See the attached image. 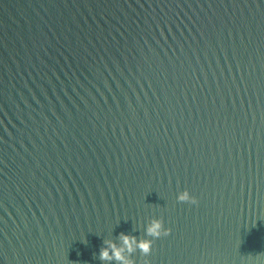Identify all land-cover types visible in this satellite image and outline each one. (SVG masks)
<instances>
[{
	"label": "water",
	"instance_id": "water-1",
	"mask_svg": "<svg viewBox=\"0 0 264 264\" xmlns=\"http://www.w3.org/2000/svg\"><path fill=\"white\" fill-rule=\"evenodd\" d=\"M124 235L264 264V0H0V264H120Z\"/></svg>",
	"mask_w": 264,
	"mask_h": 264
},
{
	"label": "clouds",
	"instance_id": "clouds-1",
	"mask_svg": "<svg viewBox=\"0 0 264 264\" xmlns=\"http://www.w3.org/2000/svg\"><path fill=\"white\" fill-rule=\"evenodd\" d=\"M177 199L180 202H188L191 204H197V199L192 195L189 190L180 192ZM171 232L170 228H166L165 224L160 219H153L147 227V233L150 237L159 238L161 236L168 235ZM122 246H117L115 243H110L109 247L105 248L101 252V258L103 260H117L120 264H133L128 259L125 253L134 252L137 248L144 254L148 255L152 251L153 240L143 239L139 240L135 237L124 235L122 237Z\"/></svg>",
	"mask_w": 264,
	"mask_h": 264
}]
</instances>
